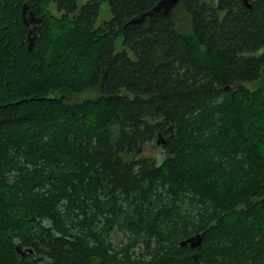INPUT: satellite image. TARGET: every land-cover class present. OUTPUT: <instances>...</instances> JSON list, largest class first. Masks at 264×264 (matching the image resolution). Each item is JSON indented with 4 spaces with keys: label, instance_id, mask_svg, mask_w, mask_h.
I'll list each match as a JSON object with an SVG mask.
<instances>
[{
    "label": "trees",
    "instance_id": "trees-1",
    "mask_svg": "<svg viewBox=\"0 0 264 264\" xmlns=\"http://www.w3.org/2000/svg\"><path fill=\"white\" fill-rule=\"evenodd\" d=\"M77 1L0 0V264H264V0Z\"/></svg>",
    "mask_w": 264,
    "mask_h": 264
},
{
    "label": "water",
    "instance_id": "water-1",
    "mask_svg": "<svg viewBox=\"0 0 264 264\" xmlns=\"http://www.w3.org/2000/svg\"><path fill=\"white\" fill-rule=\"evenodd\" d=\"M242 1H243V4L248 9H251V4L248 2V0H242ZM177 5H178V0H162L155 7H153V9H151L150 11L132 19L128 23V25L141 24L145 21L147 17H152L153 15H156L159 13H164V14L171 13L173 12L174 8H176ZM21 20L24 26L28 28L27 40L29 42L28 49L30 50L32 47L34 37H35L37 26L40 24L41 19L34 16L33 12L29 10L27 4H23L22 9H21ZM157 143L158 145L162 143L161 138H158ZM201 240H202L201 236H196L193 238H189L186 241H183L181 244L182 246H185L188 244L190 248L194 249L200 245ZM14 250L16 254L20 257H25L27 254L34 255L33 250L30 248H23L20 246H15Z\"/></svg>",
    "mask_w": 264,
    "mask_h": 264
},
{
    "label": "rangeland",
    "instance_id": "rangeland-1",
    "mask_svg": "<svg viewBox=\"0 0 264 264\" xmlns=\"http://www.w3.org/2000/svg\"><path fill=\"white\" fill-rule=\"evenodd\" d=\"M86 1H88V0H78L77 4L80 6V5L84 4ZM51 11L54 15H57V14H55L53 7L51 8ZM173 13H174L175 20H176L177 25L180 28V30L183 31L184 33L189 32L190 20H189V17L187 16V14L184 12L183 8L182 7H179L177 9L174 8ZM110 17H111V13L109 10L108 2L106 0H103L100 3V8H99L98 17L96 20V25H99L103 21L110 19ZM115 49L117 51L120 50V41L116 42ZM242 85L249 90H253L257 86L255 83H242ZM96 96H97V93L95 91H88L85 94L80 95V96H76V97L69 95L67 98V101L71 102V103H78L82 100L93 99ZM158 146H159L158 144L153 145L152 146L153 150L147 151L146 155L152 156L153 154L159 152ZM23 220L24 219H20V218L18 220V222H20L22 226L25 225V221H23ZM127 238H128V235H123L121 232L114 230L113 233L110 235V242L112 243L113 247L120 248L125 243H127Z\"/></svg>",
    "mask_w": 264,
    "mask_h": 264
},
{
    "label": "flooded vegetation",
    "instance_id": "flooded-vegetation-1",
    "mask_svg": "<svg viewBox=\"0 0 264 264\" xmlns=\"http://www.w3.org/2000/svg\"><path fill=\"white\" fill-rule=\"evenodd\" d=\"M27 255L30 256V257H32L33 259H35V257H34L33 255H29V254H27ZM27 255H26V256H27ZM26 256H25V257H26ZM25 257H22V258H25ZM36 258H37V257H36ZM38 259H39L38 261L35 259L37 264H46L45 262H43V260H42L43 258H42V257H40V258H38Z\"/></svg>",
    "mask_w": 264,
    "mask_h": 264
}]
</instances>
